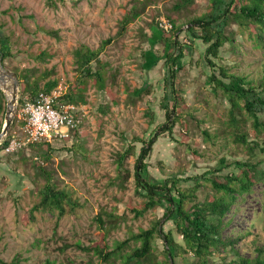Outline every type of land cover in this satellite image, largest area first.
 I'll use <instances>...</instances> for the list:
<instances>
[{
    "label": "rangeland",
    "instance_id": "1",
    "mask_svg": "<svg viewBox=\"0 0 264 264\" xmlns=\"http://www.w3.org/2000/svg\"><path fill=\"white\" fill-rule=\"evenodd\" d=\"M138 1L141 3V0H0V24L3 26L2 33L9 39L11 52L3 60L6 70L14 72L13 69H29L33 75L49 71L50 78L58 80L54 89L60 92L62 98L79 80L80 74L74 59L75 49L85 45L93 50L103 40L111 38V43L99 57L108 64L106 84L111 85L114 92L111 99L108 93L98 91L90 80H86L82 92L84 101L77 103L83 107L77 132L69 138H53L49 142L53 152L43 166L55 174L60 187L73 192V197L80 204L73 211L65 207L66 212L61 216L57 211H37L33 213L34 218L28 221L29 209L38 202V189L44 182L36 174L34 155L31 150H22L26 156V160H23L17 152H0V260L5 264L15 259L18 264H45L47 258L63 263L69 261L73 264H86L89 255L77 246H87L91 240L99 237L101 230L95 217L101 210H115L119 216L124 215L126 218L125 223L112 232L108 240L110 245L114 240L126 238V226L137 232L139 228L148 227L155 216H160L161 212L156 210L134 220L125 209L127 203L135 205L142 201L134 194V156H128L123 163L128 176L122 175V187L117 178L116 157L118 152L124 150L128 142L125 139L147 138L151 126L145 110L151 107L154 114H158L160 82L156 81L160 75L157 69L147 73L143 65L152 54L160 56L163 53V43L158 39L157 21L160 18L168 20L166 15L175 0L148 2L141 15L117 35V31L121 30V19ZM140 3L136 6L140 7ZM206 3L207 0H196L193 9L201 13ZM151 24L156 27L152 28ZM236 37L240 39V36ZM180 39L187 42L183 34ZM242 42L253 53L250 55L245 49H240L244 54V57H240L245 61L243 64L255 58L264 59L263 51L254 48L249 39L244 38ZM195 47L201 49L199 43ZM41 51L48 56L36 60L35 55ZM196 57L197 54L192 57L188 55L182 61L185 65L179 73L182 96L186 106L195 108L198 119L208 112L213 119L202 124L200 130L189 123L188 131L184 132L176 124L174 136L204 155V160H194L197 167L213 165L219 156L229 151L238 152L234 156L231 153L232 160L240 159L241 151L232 144L220 149V146H212L202 139L201 129L207 127L213 132L218 127V120L224 118L227 102H218L203 86V78L188 64L189 60ZM241 68L246 72L252 71L251 67ZM111 73L115 74L113 80L109 78ZM144 81L150 82L155 91L129 104L124 90L125 83L132 89L140 87ZM23 98L24 101L27 99L26 96ZM4 99L5 106L6 96ZM105 104L109 106L108 113L100 122L98 107ZM21 107L22 104L17 101L9 134L18 132L22 120ZM0 121L3 124L4 112L0 113ZM72 146L74 149L68 150ZM135 146L137 152L140 145L135 143ZM190 158L193 160L184 145L170 140L167 135H161L147 160L148 173L161 180L169 174L180 172L181 177L185 178L194 172H201V169H193ZM262 166L264 168V164ZM180 184L190 186L191 182ZM226 218L231 219L226 234L242 232L248 228L258 231L264 224V182L256 184L249 193L238 197ZM251 239L246 237L240 242L247 247V250H242L243 255H254L250 250ZM178 261L180 264L189 263L187 258Z\"/></svg>",
    "mask_w": 264,
    "mask_h": 264
},
{
    "label": "trees",
    "instance_id": "2",
    "mask_svg": "<svg viewBox=\"0 0 264 264\" xmlns=\"http://www.w3.org/2000/svg\"><path fill=\"white\" fill-rule=\"evenodd\" d=\"M150 1L154 0L136 2V5L140 3L141 6L131 7L121 19V30L116 34L120 35L128 23L138 18ZM195 6L196 0H175L169 8L166 17L172 29L169 32L158 30L163 53L160 56L152 54L151 58L145 57L146 63L143 65L147 73L157 69L160 75L156 81L160 82L158 114L155 115L151 107L145 110L151 126L149 136L125 139L128 142L116 157L117 178L121 187L124 181L122 175L128 176L123 163L128 156L135 157L134 194L142 201L135 205L126 204L125 209L132 214V219L143 217L150 211L159 210L161 214L150 220L148 227L139 228L137 232L126 226V238L114 240L110 245L108 240L112 232L119 229L126 218L124 215L119 216L115 210H101L95 217L101 230L99 237L91 240L87 246H77L89 255L86 264H180L178 259L183 258L189 260L188 264H264V224L258 231L248 228L242 232L225 233L231 222L226 217L238 197L249 193L256 184L264 182V59L255 58L243 64L245 61L240 58L244 57L240 49L253 54L246 49V43L242 42L244 38L249 39L253 47L261 49L264 54V0H207L201 13H196L193 9ZM151 27L156 26L151 24ZM2 29L0 24V54L4 66L3 60L11 52L9 39L2 33ZM182 34L186 43L180 39ZM236 35L240 36V41ZM111 41V38H107L93 50L85 45L75 49L74 59L80 74L79 80L62 97L63 101L74 104L84 101L82 92L86 80H90L98 91L108 93L112 99V86L106 84L108 64L99 57ZM196 43L201 45V49L195 47ZM193 54H197V57L189 60L188 64L203 78V86L218 102H227L224 118L218 120V127L213 132L207 127L201 129L202 139L212 146H220V149L232 144L241 151L240 159L232 160L231 153L234 156L238 152L229 151L219 156L213 165L197 167L194 160H204V155L174 136L176 124L184 132L188 131L189 123L200 130L202 124L213 119L210 112L198 119L195 108L186 106L182 96L179 74L185 66L182 61ZM46 56L47 53L41 51L34 58L43 60ZM242 66L247 69L251 67L252 71L246 72ZM13 70L19 82L20 105L24 102L23 97L34 99L38 92H49L58 84L57 79L50 78L49 71L33 75L29 69ZM114 77L113 73L109 75L111 80ZM124 90L129 104L155 91L154 86L146 81L132 89L125 83ZM4 100L0 91V113L5 111ZM112 102L115 104V101ZM108 109L107 104L98 107L100 122ZM161 135H167L170 140L184 145L193 158H190L193 169L202 171L185 178L181 177L180 172L169 174L161 180L153 178L148 173L147 160ZM135 143L140 145L137 152ZM5 145L6 142H3L0 150ZM26 149L34 155L36 174L44 181L38 189L39 200L29 209L26 219L31 221L33 213L37 211H57L61 216L66 212L65 207L73 211L79 206L73 192L60 187L55 174L43 166L53 152L49 142L34 144ZM72 149L73 146L68 148ZM17 155L26 160L22 150L17 151ZM187 181L191 182L190 186L180 184ZM246 237H252L250 250L253 256L241 253L247 250L240 243ZM60 262L48 258L45 260V264H73L69 261ZM0 263L5 264L2 260ZM13 263L18 264V260L9 264Z\"/></svg>",
    "mask_w": 264,
    "mask_h": 264
},
{
    "label": "built area",
    "instance_id": "3",
    "mask_svg": "<svg viewBox=\"0 0 264 264\" xmlns=\"http://www.w3.org/2000/svg\"><path fill=\"white\" fill-rule=\"evenodd\" d=\"M157 25L164 32L172 29L171 23L164 18H160ZM82 111L81 105L63 101L57 89L40 91L34 99L23 102L18 132L13 131L2 138L6 145L0 152L11 154L34 144L50 142L53 138H69L81 123Z\"/></svg>",
    "mask_w": 264,
    "mask_h": 264
},
{
    "label": "water",
    "instance_id": "4",
    "mask_svg": "<svg viewBox=\"0 0 264 264\" xmlns=\"http://www.w3.org/2000/svg\"><path fill=\"white\" fill-rule=\"evenodd\" d=\"M6 77L11 81V85L13 88V94L11 101L6 100L5 111H4V122L2 124L0 130V144L2 143V138L7 134V130L12 123L13 113L16 108V104L18 101V92H19V82L17 79V75L15 72L6 70L2 64L1 54H0V79ZM0 91L5 97L3 89L0 87Z\"/></svg>",
    "mask_w": 264,
    "mask_h": 264
},
{
    "label": "bare ground",
    "instance_id": "5",
    "mask_svg": "<svg viewBox=\"0 0 264 264\" xmlns=\"http://www.w3.org/2000/svg\"><path fill=\"white\" fill-rule=\"evenodd\" d=\"M6 81H8L10 84L7 83ZM0 87L3 89L7 100L11 101L12 94H13V88L11 85V81L9 79H7L6 77H3L2 79H0Z\"/></svg>",
    "mask_w": 264,
    "mask_h": 264
}]
</instances>
